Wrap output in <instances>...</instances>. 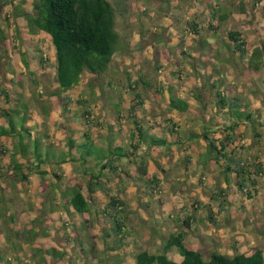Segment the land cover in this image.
<instances>
[{
    "label": "rangeland",
    "instance_id": "1",
    "mask_svg": "<svg viewBox=\"0 0 264 264\" xmlns=\"http://www.w3.org/2000/svg\"><path fill=\"white\" fill-rule=\"evenodd\" d=\"M18 1L0 0V30L5 35L0 41V86L21 92L28 110L14 101L5 103L0 96V113L4 106L19 108V114L13 115L17 123L25 117L23 124L31 132L26 139L41 136L40 169L46 173L30 172L22 166L29 175L28 181H20L12 168L13 160L29 163L18 154L13 157L16 139L0 136V147L4 148L0 154V255L5 261L0 264H135L137 252H161L165 240L181 229L187 232L185 243L206 258L213 251L233 255L257 247L264 252V173L255 175L256 192L248 197L237 189L236 174L226 171L224 163L203 162V141L186 139L192 130L203 131L206 127L213 131L228 120L226 110L219 111L214 104L219 83L208 90L204 85L208 79L205 70L215 69L218 72H213V77L223 80L222 88L237 93L244 104L259 110L255 114L261 125L253 124L260 135H253V124H240L241 141L236 153L245 164H264V54L257 69L250 64L253 48L264 45V1L209 0L218 3L227 16L217 22L214 30L201 28V38L186 31L185 22L194 15L206 26L208 0H122L123 11L116 19L120 41L111 62L95 78L84 72L79 85L59 95L71 97L68 112L63 110L61 97L53 95L58 85L51 40L42 32L28 33L24 17H14L13 7L18 8ZM31 2L24 0L20 8L32 12ZM5 13L9 16L5 17ZM231 29L240 31L246 56L227 49ZM200 39L205 42L203 46ZM180 48L192 58L179 54ZM157 65L161 66L158 71ZM179 68L181 78L175 73ZM140 75L146 83H139L133 90L127 78L137 80ZM159 82H163V88L155 85ZM79 92L87 102H76ZM136 93L144 100L136 110L143 133L148 137L162 136L166 142L165 146L141 144L135 154L126 157L119 146L125 148L131 140L134 125L128 108ZM12 94L17 97L15 91ZM170 94L186 100L189 109L181 112L170 107ZM84 107L89 114L82 117ZM166 117L176 121L183 139L181 145L173 144L175 135L164 132ZM4 122L0 115V124L8 127ZM84 131L89 133L81 137ZM43 132L48 134L47 139ZM70 134L77 143L85 142L84 147L74 151L71 162L75 165L66 162L57 169L51 168L48 159L66 150ZM222 134L223 131H216L215 136ZM110 154L119 157L118 171L99 174L97 179L104 189L96 191L89 211L73 212L60 192L76 181L85 190L84 172H98L96 164ZM84 164L90 167L83 169ZM251 170L254 172L253 167ZM154 175L159 184L151 192L147 183ZM55 181L60 190L52 195L54 186L50 183ZM219 189L224 192L222 209L221 199H214ZM112 195L122 197L126 204L122 216L127 233L121 242L111 234L102 213ZM209 210L212 217L208 216ZM185 218L189 225L183 222ZM110 246L115 247L113 252L106 248ZM52 247L64 254L54 257L44 252ZM166 254L170 259L181 258L175 247Z\"/></svg>",
    "mask_w": 264,
    "mask_h": 264
},
{
    "label": "trees",
    "instance_id": "2",
    "mask_svg": "<svg viewBox=\"0 0 264 264\" xmlns=\"http://www.w3.org/2000/svg\"><path fill=\"white\" fill-rule=\"evenodd\" d=\"M23 1L24 0L18 1V8L13 7L14 17H24L26 21V31L28 33L34 35L42 32L49 36L54 48V69L58 86L57 90L53 92V95L59 96L61 93L79 85L81 75L84 72L93 75V78H95L97 75L106 71L120 41V35L116 29V19L118 13L123 11L122 0H32V12H26L23 8H20L22 7L21 3ZM217 1L219 3V0ZM255 1L261 2L264 0ZM218 3H215V1L211 3L208 0L209 14L206 19V26L201 25V22L193 15L192 18L186 20L185 30L194 32L203 38L201 28L203 30H214L217 28V22L224 21L227 16V13L220 9ZM8 16L9 14L5 13V17ZM213 23L216 24L213 25ZM192 38L194 37L192 36ZM4 39L5 35L0 30V41H3ZM178 43L179 45L183 44L182 38ZM199 43L203 46L205 42L203 39H200ZM226 46L230 52L239 53L241 57L246 56V43L242 39L239 30L231 29L228 31V43H226ZM178 52L184 56V58H192V54L184 49L180 48L178 49ZM263 54L264 45L262 47L257 46L253 48L250 64L254 69H257L259 65L263 63ZM39 57L40 60H43L42 54ZM46 59L47 58H44V61ZM23 61L27 66L24 57ZM178 65H181V62H178ZM159 68H161V66L157 65L156 71H158ZM181 71L182 68L181 70L179 68L175 72L178 78H181L179 77ZM160 72L162 73L161 69ZM205 72H207L206 75L208 79L204 85L207 90L208 88H216V82L219 83L218 88L214 93V104L219 111L226 110L225 113H228V120L222 124V128H216L213 131L208 130L206 127L203 131L200 130L195 132L192 130L188 133L186 139L190 141L194 139L203 141L206 146L204 154L206 158L203 162L208 164L214 160L217 164L224 163L226 171L236 174L235 184L237 189L240 192H244L248 197H251L253 195L252 192H256L255 186L257 184V178L255 175L258 173H264V164L261 161H255L254 164L252 162L245 164L243 157L236 153V149L241 141V133L238 127L240 124L247 125V123L250 125L258 123L260 126L261 124H259L260 122L257 119L259 115L255 114H259V110L251 109L247 104H244L243 99H241L237 93L222 88L224 86L223 80L213 77V72H218L217 70H205ZM18 73L21 74L19 71ZM127 79L129 87H132L133 90L139 86V83H146L141 75L137 80H131L129 76ZM155 85H157V87L161 86L160 88H163L164 86L163 82H159V84ZM13 91L17 93V97L12 96ZM13 91L5 88L3 85L0 86V96L5 103L10 104L11 101H14L17 104H22L27 111L28 107L22 99L21 92L17 89H14ZM77 96L76 102L78 104L87 102L86 99L82 98L81 92H79ZM59 97H61L60 100L64 112H68V103L71 100V97L66 94H62ZM143 101L144 100H142L140 95L136 93L128 108L130 114L129 117L132 118L134 130L130 133L131 140L126 147L119 146L123 149L121 154L126 157H131L135 154L140 145L144 143H147L150 147L155 145L165 146L164 144L166 141L164 137H148L143 133L144 128L141 125L140 120L136 117V110L143 105ZM168 104L170 107L181 112L187 111L190 107V104L186 100L179 98L174 94L169 95ZM45 110L46 109L43 111ZM19 112V108L17 107L13 108L4 106L1 108L0 115L3 117V120L5 121L4 123L8 124V127L5 124H0V136L16 139L13 146V157L18 154L29 163L24 165L23 162L13 160L12 164V168L17 172L18 179L25 183L28 181L29 173H24L22 166H26V169L30 172L35 171L43 174L46 173V171L40 169V164L43 161L42 152L40 151L42 138L41 136H35L33 139H26V136L30 138L31 132L29 128L25 127L23 124L25 117H20L19 121L21 123H17V119H15V115L13 114H19ZM88 114L89 110L84 107L81 113L82 117ZM165 123L164 132H169L172 137L175 135V138L172 141L173 144L181 145L183 139L174 118L166 117ZM255 125L253 124V135L258 137L260 133L257 131ZM216 131H223V134L216 137ZM71 132H73V130ZM88 133V131H84L81 134V137H86ZM41 134L45 139L49 137L45 132ZM84 143L85 142L83 141L77 143L74 140L73 135L70 134L65 143L67 145L66 150H61L57 152L58 154H53V157H50L47 163L51 164V168L55 167L56 169L66 162L73 164L71 161L74 160L73 156L76 147H84ZM48 146H51L50 142L48 143ZM47 149L49 148L47 147ZM3 151L4 148L0 147V154H2ZM85 154L87 156V153ZM184 158L186 161L190 160L188 155H185ZM32 159L37 162L32 161ZM118 159L119 157H117L116 154H110L103 158V162L96 164V166L99 167L98 172L88 173L87 171L89 170L85 171L84 174L87 173L85 190H82L80 186H77L79 181H76V183L74 182L75 184H71V186H68L65 190L60 192L62 199L73 209V212L82 214L89 211L91 201H93L96 191L101 190L102 188L104 189L101 180L99 181L97 179L99 174L103 173L105 170V173L113 174L117 172L119 169ZM84 166L90 167L84 164L82 165L83 169ZM252 167L254 172L251 170ZM53 174L56 179H59L60 175L55 170L53 171ZM158 181L159 180L155 175L148 180L147 186L151 192L156 191L159 184ZM57 184L56 181L50 183L52 187L54 186V192L52 191V195L56 192L55 190H60V187L57 186ZM216 197L221 199L219 209H222V206L225 205V203H223L225 202V199L223 198V189L217 191L214 199H216ZM125 205V201L122 197L120 198L112 195L102 208V213L108 220L109 230L115 240L119 242L125 239L127 233L122 216L125 211ZM207 213L209 217H212L213 213L211 210L207 211ZM183 222H185L186 225H189L190 223L188 218H185ZM186 234L187 232L182 229L175 234H171L165 240L161 252L154 253L149 252L146 249L140 250L135 254V264H264V252L261 248L257 247L253 248L250 252L236 251L233 255L213 251L210 253L209 257L206 258L200 251L185 243L184 238L186 237ZM109 235L110 234H107V236ZM172 247H175L181 255L179 260L168 258L166 252ZM106 248L111 252L115 250L114 246ZM44 252L54 257H61L64 254L63 251L57 250L55 247H52L49 250L47 249ZM1 261L2 263L5 262L0 255V262Z\"/></svg>",
    "mask_w": 264,
    "mask_h": 264
}]
</instances>
